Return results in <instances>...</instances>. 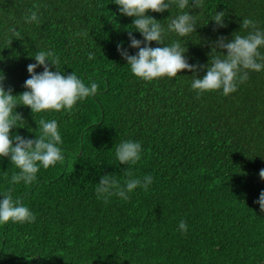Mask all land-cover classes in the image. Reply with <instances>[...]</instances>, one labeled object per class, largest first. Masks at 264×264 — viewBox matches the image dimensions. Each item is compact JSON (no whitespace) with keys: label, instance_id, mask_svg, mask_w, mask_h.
<instances>
[{"label":"trees","instance_id":"trees-1","mask_svg":"<svg viewBox=\"0 0 264 264\" xmlns=\"http://www.w3.org/2000/svg\"><path fill=\"white\" fill-rule=\"evenodd\" d=\"M32 11L38 21L25 23ZM220 11L225 27L213 21ZM183 12L196 18L195 32L167 33L164 45L150 46L178 41L192 65H208L219 37L231 41L252 31L241 29L244 18L264 31V0H203L200 8L189 0L183 10L173 4L146 15L167 32L169 20ZM133 20L114 0H0L6 91L17 96L27 90V66L40 51L59 57L62 75L74 72L86 86H99L70 112L17 106L24 121L11 135L35 139L40 119L56 120L64 159L47 169L41 165L32 184L13 185L19 170L0 157V199L12 189L13 200L36 216L34 222L0 224V264H264V212L255 202L264 191V69L249 71L227 96L220 89L198 98L188 70L145 81L118 51L122 45L129 55L138 52L130 47L129 30L137 40L143 37ZM258 51L264 55V46ZM129 140L141 144V158L122 165L116 146ZM126 172L142 182L150 175L153 182L146 191L127 193V200L97 198L102 176L123 184ZM182 220L186 232L178 227Z\"/></svg>","mask_w":264,"mask_h":264},{"label":"clouds","instance_id":"clouds-1","mask_svg":"<svg viewBox=\"0 0 264 264\" xmlns=\"http://www.w3.org/2000/svg\"><path fill=\"white\" fill-rule=\"evenodd\" d=\"M119 6L122 15L134 17L133 26L142 37L143 41L137 40L132 31L129 30L130 47L138 49L135 55H129L128 51L118 45V51L127 61L131 72L140 79L152 81L156 78H175L178 73L188 70L194 73V80L191 88L197 91V95L206 91L223 90L225 96L237 90L238 83H245L248 80V72H259L264 69V55L258 49L264 46V31H260L256 23L248 18L241 22V29H252L246 36L234 35L231 41L225 37H219L214 43L210 53V61L206 66L189 64L185 53L186 50L178 41H174L170 46L151 47L152 42L164 45V37L167 33H176L180 37L188 36L196 30V18L189 12L171 18L165 28L147 12L163 13L168 11L173 4L183 10L189 5V0H114ZM203 0H193V6L200 8ZM34 8L36 5L33 6ZM38 11V9H37ZM37 11H32L25 16V23L38 21ZM224 11L217 12L213 18L216 25L225 27ZM12 36L19 39L20 33L16 28H10ZM12 39H9L11 44ZM143 44V47L141 46ZM220 49V51H217ZM226 50V54L224 53ZM88 58L93 59V54L89 53ZM36 63L29 64L27 71L30 78L24 82L23 93L14 96L12 89L7 91L4 87L5 77H0V157L9 158L12 165L19 171L12 174L10 183L19 184L21 181L25 185H30L36 180L37 173L42 165L47 169L57 162H62L64 156L62 149L58 145L62 144V138L58 131L56 120L38 122L39 135L35 139H27L16 134L11 135L13 128H19L23 116L16 111L17 106H25L31 109L32 113H40L46 110L61 111L65 109L71 111L77 101H82L89 96L95 95L98 84L92 82L90 86L77 77L73 72L70 75H62L58 65L59 57L52 51H40L35 54ZM259 61V62H258ZM50 62V64L48 63ZM38 66H43V71L36 72ZM50 66H55L58 70L51 71ZM198 70H206L202 78H198L195 73ZM37 123V122H36ZM115 156L122 165L136 164L141 158V144L133 141H123L116 146ZM129 178L121 184L113 176L104 175L101 177L97 187V198H103L105 202L111 196L129 199L127 193H131L137 187H143L146 191L153 182V178L148 175L143 178V182L138 178H132L131 172H126ZM7 178V173H5ZM259 177L264 180V169L259 172ZM260 206V211L264 212V191H261L259 199L255 201ZM36 216L23 206L19 199L13 200L12 189H8L0 199V224L9 221L24 223L34 222ZM182 232L187 231V224L182 220L179 223Z\"/></svg>","mask_w":264,"mask_h":264}]
</instances>
